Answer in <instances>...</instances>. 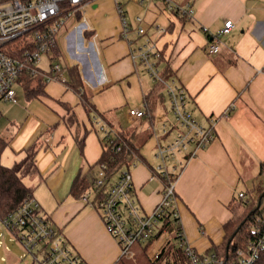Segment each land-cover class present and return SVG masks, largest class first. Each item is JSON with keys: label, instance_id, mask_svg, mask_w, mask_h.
<instances>
[{"label": "crops", "instance_id": "0c3cea01", "mask_svg": "<svg viewBox=\"0 0 264 264\" xmlns=\"http://www.w3.org/2000/svg\"><path fill=\"white\" fill-rule=\"evenodd\" d=\"M174 1L190 5L192 14H177L164 0H88L60 30L57 45L48 56L55 61L62 59L66 68H79L96 111L91 116L81 96L67 83L47 81L45 90L50 98L46 101L56 119L48 123L45 134L41 132L31 140L42 123L29 117L11 141L16 152H25L34 143L40 145L36 159L41 176H36L39 184L33 197L87 264H123L118 241L90 199L95 191L86 194L87 201L70 194L74 178L97 164L104 151L101 126L116 128L119 134L130 129L136 138H145L150 131L156 137L155 143L165 140L156 131L159 104L150 113L144 100L145 93L164 85L155 82L139 60V47L145 37H139L134 29L139 23L137 17L142 18L141 24L157 44L158 70L168 81L185 87L189 108L199 121L207 123L210 117L216 120L215 140L185 163L175 181L181 226L198 252L216 255L215 247L223 251L224 224L234 215L231 204L235 196L246 191L240 189L245 175L258 169L264 172V0ZM123 18L133 26L126 35L122 31ZM229 19L235 27L214 39ZM213 41L220 46L217 53L209 51ZM125 81L128 90L138 88L143 92L142 103L147 107V116L142 118L126 111L130 128L117 121L114 109L122 101L112 106L102 96L114 87L125 91ZM232 103L234 108L227 113ZM164 108L166 113L171 112L169 107ZM83 136L85 144L80 152L77 137ZM142 156L143 160L136 156L130 168L133 195L142 211L151 213L162 200L163 182L154 177L160 160L155 153L151 158ZM167 239L163 235L154 240L153 252L147 251L148 256L152 258L159 252ZM146 257L135 248L134 256L125 258L124 264L147 262Z\"/></svg>", "mask_w": 264, "mask_h": 264}, {"label": "built area", "instance_id": "2783aa9c", "mask_svg": "<svg viewBox=\"0 0 264 264\" xmlns=\"http://www.w3.org/2000/svg\"><path fill=\"white\" fill-rule=\"evenodd\" d=\"M87 2L88 0H0V103L18 101L14 85H24L26 76L42 74L46 81L67 82L59 62L51 59V70L45 73L40 67V61L44 54L50 55L55 49L60 30ZM164 2L177 14L190 15L193 12L190 5L181 6L174 0ZM82 19L86 22L85 17ZM137 21L139 23L134 29L139 37H145L139 47V60L154 81L164 85L174 123L170 128L169 122L163 123L165 140L158 141L155 152L160 163L154 177L163 182L162 200L158 206L151 213L142 211L133 195V175L128 168L119 173L99 206L108 230L119 242L122 255L126 257L134 255V245L151 238L162 227L165 236L171 237L175 230L171 232L170 228L165 226V222L168 221L169 215L171 218L179 215L178 197L175 192L177 175L190 158L209 146L217 137L215 118L210 117L207 123L199 121L189 108L188 92L185 87L174 80L168 81L158 70L156 58L160 52L157 44L141 24L142 18L137 17ZM132 27L123 18V34L126 35ZM234 27L233 20H226L214 39L230 32ZM219 50L218 42L210 43L211 53H217ZM233 108L234 103L227 107L226 112H231ZM129 114L135 118H142L147 116V111L145 108L135 107L129 110ZM101 130L106 140L111 143L119 135L116 128L102 125ZM119 150L120 145L116 151ZM105 168L106 165L102 164L101 169ZM103 182L104 178H99L95 187H99ZM239 195L245 197L244 192H240ZM83 200L87 201L88 195H84ZM0 222L19 239L27 253H33L34 261L39 264H87L79 253L71 248L65 234L41 212L40 203L34 197L24 200ZM181 234L183 239L180 240L179 246L184 249L188 264H226L215 254L198 252L187 241L183 229ZM35 250L39 253H35ZM256 252L255 246L252 254L243 261L248 264L252 262Z\"/></svg>", "mask_w": 264, "mask_h": 264}, {"label": "trees", "instance_id": "16d2710c", "mask_svg": "<svg viewBox=\"0 0 264 264\" xmlns=\"http://www.w3.org/2000/svg\"><path fill=\"white\" fill-rule=\"evenodd\" d=\"M50 57L54 59L53 56ZM66 69H68L69 74L66 82L67 85L81 96L89 114H92L96 111V108L85 88L79 68L74 65ZM23 83L25 96L28 99L48 95L45 90L47 81L42 74L26 76ZM163 88H153L144 94V100L148 103L147 109L150 113H154L157 104L166 99ZM144 141L145 138H136L133 133H130V129H123L122 133L114 138L112 143L106 140L104 151L97 164L91 165L86 172L79 173L74 178L70 194L76 199H83L84 195L95 191V196L93 198L90 197V199L94 200L95 206L100 211L99 206L106 198L109 188L114 184L115 179H117L115 177L117 172L124 167L130 169L136 156H138V159L143 160L140 147ZM77 143L81 152H83L85 137H77ZM8 144L9 141L0 133V220L17 208L24 200L34 196V189L36 187L27 185L24 182V178L26 176H41L36 159L40 145L34 143L28 146L25 149V155L14 165L8 166L1 161V156ZM119 145L121 146V150L116 151ZM133 152L135 155H132ZM102 164L106 165L104 170L101 169ZM101 177L104 178L103 184L95 187L96 182ZM262 190V188L257 190V196L253 195L254 192L249 190L244 192L245 197H241L239 193L235 196V203L231 204L234 215L224 224V249L223 251H217V248H214L216 257L223 259L226 264H248L243 260L252 254L253 247L255 246L257 247V252L255 258L249 264H264V210L259 206V202L262 199L260 197V194L263 192ZM168 217L165 226L170 228L171 232L172 230L175 231L165 241L160 251L156 253L157 255L155 254L150 258L147 250L154 240L160 236H165L163 227L157 230L151 238L137 243L136 248H139L152 264H161V262H165L166 264H188V258L184 249L179 246L180 240L183 239L180 217L179 215L172 218L169 215ZM48 218L51 220L49 216ZM237 238L238 243H240L235 245L233 241ZM210 253L207 251L204 254ZM121 258L123 259L121 262L123 264L126 263V255H121Z\"/></svg>", "mask_w": 264, "mask_h": 264}, {"label": "rangeland", "instance_id": "374dc122", "mask_svg": "<svg viewBox=\"0 0 264 264\" xmlns=\"http://www.w3.org/2000/svg\"><path fill=\"white\" fill-rule=\"evenodd\" d=\"M53 52V51H52ZM52 52L50 54L52 55ZM58 61L62 66L64 71L63 76L66 80H68V74L66 70V65L61 61ZM41 69L47 73L51 70V60L47 54L42 56L40 61ZM142 74V73H141ZM143 78L148 79L147 75L144 73L142 75ZM59 82V81H57ZM63 83L62 81H60ZM127 82H123V86L125 87V91L122 90L120 87H114L111 89L112 91H107L104 93L105 101L107 104H111L112 106L116 105L119 100L122 101V104L118 107H115V113L117 117V121L120 122L123 127L130 128L131 124L129 123V118L126 116V111H129L131 107L140 106L142 108H147L146 105H143V92L138 89L134 88L128 90L126 88ZM128 86V84H127ZM140 87V84L138 85ZM17 93V97L19 99L18 102H1L0 103V133L1 135L9 141V144L5 148L2 156L1 161L3 164L12 166L14 163L19 161L24 156V151L16 152L11 145V141L13 137H16V134L20 133L23 130L22 124L26 122L29 117H33L36 120H39L42 124L35 130L32 135L31 140H34L39 137L41 132L45 134L46 129L48 128V123L54 121L57 117L56 113L51 109L48 105V101H46V97L50 98L49 95L41 96V98L36 99H27L25 93V87L22 84H15L14 85ZM106 94V95H105ZM95 100V98H93ZM163 104V105H162ZM165 107H169L168 99L164 100L163 103H159V106L156 111V131L158 133L163 134V123L164 119H169L168 128L172 124L173 121V114L171 112L165 111ZM68 109V108H66ZM92 116V114H91ZM119 127L121 125L119 124ZM98 130V128H97ZM99 135L101 132L98 130ZM150 131H147L145 134V142L142 146V153L149 158H151L152 154L155 153L156 147L158 143L156 142V137L150 135ZM42 135L40 136V138ZM101 141L104 143L106 138L104 135L101 134L100 136ZM80 150H78L79 152ZM81 152V151H80ZM150 161V160H149ZM127 168V167H124ZM24 182L36 187L39 184V178L36 176H26L24 178ZM262 188L263 192L260 194L262 197L260 201L261 209L264 210V172H260L258 170H253L252 172H247L244 177V180L241 183L240 189L249 190L254 192L253 195L257 196V190ZM155 243V242H154ZM152 243V244H154ZM235 245L238 243V238L233 241ZM152 244L148 247V253L151 254L153 252ZM136 245L133 246L135 250ZM137 249V248H136ZM35 253H39L38 250H35ZM40 256V255H39ZM134 256V255H133ZM132 257V256H131ZM147 262H141L140 264H152L148 258L146 257ZM139 261V260H138ZM0 264H39L35 262L33 259V253H27L26 249L23 247L19 239L10 231L8 230L1 222H0ZM134 264V262L132 263Z\"/></svg>", "mask_w": 264, "mask_h": 264}, {"label": "water", "instance_id": "95a60500", "mask_svg": "<svg viewBox=\"0 0 264 264\" xmlns=\"http://www.w3.org/2000/svg\"><path fill=\"white\" fill-rule=\"evenodd\" d=\"M261 204H260V202H259V206H260Z\"/></svg>", "mask_w": 264, "mask_h": 264}]
</instances>
